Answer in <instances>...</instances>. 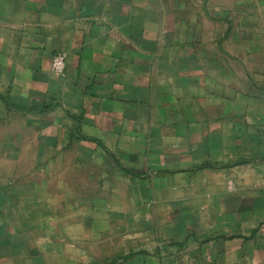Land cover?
<instances>
[{
	"label": "crops",
	"instance_id": "crops-1",
	"mask_svg": "<svg viewBox=\"0 0 264 264\" xmlns=\"http://www.w3.org/2000/svg\"><path fill=\"white\" fill-rule=\"evenodd\" d=\"M15 117L134 190L96 251L10 203L0 264H264V0H0V133Z\"/></svg>",
	"mask_w": 264,
	"mask_h": 264
},
{
	"label": "rangeland",
	"instance_id": "rangeland-1",
	"mask_svg": "<svg viewBox=\"0 0 264 264\" xmlns=\"http://www.w3.org/2000/svg\"><path fill=\"white\" fill-rule=\"evenodd\" d=\"M15 118L9 120L8 133H0V216L16 202L34 221L61 227L64 248L72 243L75 251L86 248L82 238H88L89 250L96 251L97 238H105V249H111L113 228L128 236V191L134 190L129 179L123 173L118 179L117 169L80 147L54 151L40 146L33 127ZM4 142L7 148L1 149Z\"/></svg>",
	"mask_w": 264,
	"mask_h": 264
},
{
	"label": "built area",
	"instance_id": "built-area-1",
	"mask_svg": "<svg viewBox=\"0 0 264 264\" xmlns=\"http://www.w3.org/2000/svg\"><path fill=\"white\" fill-rule=\"evenodd\" d=\"M67 55L65 53H58L53 56L51 61V72L55 76H62L65 70Z\"/></svg>",
	"mask_w": 264,
	"mask_h": 264
},
{
	"label": "trees",
	"instance_id": "trees-1",
	"mask_svg": "<svg viewBox=\"0 0 264 264\" xmlns=\"http://www.w3.org/2000/svg\"><path fill=\"white\" fill-rule=\"evenodd\" d=\"M202 168H214V167L213 166L206 165V166H204Z\"/></svg>",
	"mask_w": 264,
	"mask_h": 264
}]
</instances>
